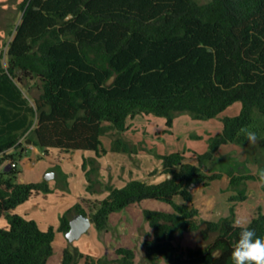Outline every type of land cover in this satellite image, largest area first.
<instances>
[{
    "label": "trees",
    "instance_id": "trees-1",
    "mask_svg": "<svg viewBox=\"0 0 264 264\" xmlns=\"http://www.w3.org/2000/svg\"><path fill=\"white\" fill-rule=\"evenodd\" d=\"M13 1V0H12ZM21 18L6 51L0 52V164L18 162L26 145L44 150L105 152L101 136L115 130L112 151L131 154L122 133L135 114H152L172 127L181 113L210 120L241 103L240 113L223 119L222 131L208 140L198 164L182 153L159 156L158 183L131 180L108 186L93 209L91 222L104 231L109 216L132 205L154 200L170 211L143 209L151 234L144 240L145 260L156 264H232L239 231L248 226L264 237V213L247 225L236 224L234 208L219 220H202L192 205V185L229 178L244 201L242 182L257 180L238 168L213 171L222 145L246 146V131H255L264 150V0H17ZM71 15L70 18L67 17ZM39 91L33 104L27 96ZM27 91V95L25 94ZM87 191L99 192L101 165L84 158ZM18 168L0 170V264H49L57 233H66L80 204L68 209L57 229L39 224L14 210L52 189L47 182L18 183ZM246 185V183H244ZM178 198V201H177ZM190 234L201 244L182 249L178 237ZM118 264H139L135 250H116ZM101 263V261L99 262ZM62 264H78L67 246Z\"/></svg>",
    "mask_w": 264,
    "mask_h": 264
},
{
    "label": "crops",
    "instance_id": "crops-1",
    "mask_svg": "<svg viewBox=\"0 0 264 264\" xmlns=\"http://www.w3.org/2000/svg\"><path fill=\"white\" fill-rule=\"evenodd\" d=\"M11 1L12 0H3L2 1L3 5L0 6V11L1 9L2 10L8 9L9 3H11ZM1 51L2 50L0 49V52ZM187 116L188 115H184V117H176L174 119V123L171 128H168L166 126V119L162 117H159L158 119H156L155 117H151L147 124L137 123L138 125L139 124L142 125L141 127L147 126V129L151 133H156L155 131L156 126L158 129L160 125L162 127L160 134H158L160 137L158 139V143L156 146V147H159V150H157V153H156L157 166L159 167V170H158L159 173H162V170H161L162 161L159 158V156L167 155V154L174 153V152H179L183 154L186 162H189L192 164H198L197 156L200 153L207 151L208 139L212 136V134L220 133L222 131L223 125L222 126L219 125L214 128L215 125L212 124L213 119L195 120L192 117H187ZM197 121H207L208 123L204 127L199 128L197 126V128H199L197 132H193L194 130L184 129V126L185 128H187L186 124H190V127H191L193 126L194 123H197ZM193 127L191 129H193ZM202 134H205L204 139H202L201 137ZM122 137H123V133H122ZM123 138L127 142H129L132 145V147L136 143L135 141H133L131 137L127 135H125V137ZM183 142H185L184 145H183ZM227 146H229V144L222 145L219 150ZM110 148L112 149V140L110 143ZM119 154L120 153L118 152H114V151L112 152V155H114V157L119 156L127 162L123 170L124 177L126 178V181L124 182L125 184L131 180H140L142 182L149 183V182H146V180H144V178L142 177L144 175L148 176L153 170L152 169L153 166L152 168H150L149 160L151 156H148V155L144 156L143 153L140 152L141 160L140 162L137 163L135 160L132 159L130 155L125 154V153H123V155H119ZM103 157L104 156L97 157L94 152H89V151L66 152V151L59 150V149L44 150V149L37 148V147L26 150L23 157L17 162L18 170H19V174H18L19 182L18 180L17 182L18 183H32L31 182L32 180L29 177L26 170H37V163L39 161L40 162L45 161L49 164L47 167L48 169L47 173H49L47 177H49V179L44 180L42 177H40L38 179V182L49 181L47 182V184L52 189V192L41 193L31 198L24 204L18 206L14 210V213L24 216L28 219L35 220L39 224L42 230H47L50 227L57 229L61 215H63L68 209L73 207L75 204H80L82 208L84 209L85 213L89 214L88 209L85 207V203L84 204L81 203L78 200V198H86V200H88V202L90 203L91 207H94L93 204L96 201L98 202L101 201L103 198L102 199L97 198V200L93 201L95 197H98L100 194L98 193L91 194L87 191V185L89 183L87 182L86 171L83 170L82 164H83L84 158L96 159L101 165L99 179L101 180V182H103V178H102V174H103L102 159ZM133 163L135 164L134 170L133 168H131L132 166L131 164ZM163 175L164 177L162 178V180L168 177L165 174ZM54 179H58V181L56 185H51V181H53ZM111 179L114 184L116 180L115 172L112 175ZM219 180L221 181L225 180L223 188L222 189L218 188L220 192L216 190L217 187L214 185V181L216 180L212 181L207 186L192 185L190 187V191L193 196V200L190 205H192L194 208H196L199 211V215H198L199 219L216 221L222 217H226L229 215V209L231 207L229 203V198H230V195L233 194L234 191L232 192L231 190L229 178L227 176H224L222 179H219ZM160 181L151 182V183H158ZM125 184L121 185V187H123ZM116 185L117 184H114L113 187H117ZM107 194H104L103 197L105 198ZM41 201H43V203H41ZM153 202L165 204L159 201L148 200V201H144L143 203L139 205H132V206H141L142 213H143L144 208H148L152 210H161V211L171 210V208L167 210L164 207L162 209L154 208L152 206ZM218 203H221V205H225L226 208L223 214L219 212L216 216V207H217L216 205ZM132 206H129V207H132ZM201 214L204 215V217H202ZM40 221H42L43 224H41ZM150 234H151V229L149 227L148 235ZM105 235L106 233H102L96 230L93 223L91 225V228L79 238V240H81L80 243H75V245L73 243L75 240L70 242L66 238L65 234L57 233L55 241H54V245H53V248H54L53 256L58 255L60 258L59 264H62L63 251L67 246H70L72 249L78 250L80 255L82 256V260L80 262L78 260V264H99L100 261H103L105 258H107L106 254L108 253V249L106 245ZM60 238H65V239L61 243V245L56 246V241L59 240ZM147 238H143V242ZM121 240L122 239H119V238L113 239V241L117 243V246L114 249L115 256H116L114 260L118 259V256L116 255L117 249L124 248V247L134 249L132 245L128 243V241L126 242L125 239L124 241L123 240L121 241ZM142 247L145 252L144 246ZM92 256L95 257V261L91 260L90 257Z\"/></svg>",
    "mask_w": 264,
    "mask_h": 264
},
{
    "label": "rangeland",
    "instance_id": "rangeland-1",
    "mask_svg": "<svg viewBox=\"0 0 264 264\" xmlns=\"http://www.w3.org/2000/svg\"><path fill=\"white\" fill-rule=\"evenodd\" d=\"M3 0H0V6L3 5ZM203 2H206L208 0H201ZM5 4V3H4ZM21 9L18 6L17 0L11 1L9 3L8 9H1L0 11V49L2 51H6L7 44L11 40L12 35L15 31L16 25L19 23L21 18ZM25 94L27 95V91H25ZM39 95V91L36 88H33L31 92L27 95L30 98L31 103L33 104V97H37ZM239 107V108H238ZM241 110V103L236 102L229 108H227L225 111H223L218 117L214 118L212 120V124L217 126L223 125V119L227 117H235L240 113ZM152 114H135L132 117H129L127 120V128L123 132V137L125 135L131 137L133 141H135V145L132 147L131 154L133 160H135L137 163L140 162V152L143 153L144 156L148 155L151 156L150 158V168L153 166L152 172L147 176L144 175L142 178L146 180V182H157L162 180L164 175L162 173H159V167L157 166V150H159V147L157 146L159 135L161 132V125L159 129L156 126V133H151L146 127H141L140 124H147L151 117H155L158 119L159 117L152 115ZM184 115H188L187 117H192L189 113H181L177 117H184ZM258 125L264 129V117H261L258 115ZM137 123H140L139 125ZM159 123V122H158ZM208 122L207 121H197V123H194L193 126L190 127V124H186L188 130H194L193 132H197L200 127H204ZM167 126V124H166ZM197 126L199 128H197ZM168 127V126H167ZM193 127V129H191ZM150 128V127H149ZM171 128V127H168ZM158 132V133H157ZM264 135V131H261ZM115 130L107 129L106 132L101 136L102 139V146L104 149V153L102 154V169H103V182L102 187H98V194H100L98 197H95V200L97 198L102 199L104 198L103 195L108 193V186H114V184H117V187H121V185L125 184L126 178L124 177V168L127 162L123 160L119 156L112 155V149L110 148L111 140L115 134ZM219 134V133H216ZM216 134H212V136H215ZM211 136V137H212ZM202 139L205 138V134L201 135ZM209 140V139H208ZM185 142H183V145ZM166 146V144H165ZM188 146V145H187ZM35 146H33L34 148ZM168 147V146H167ZM32 148V149H33ZM207 150H208V142H207ZM205 153V152H203ZM200 153V154H203ZM199 154V155H200ZM119 155H123L121 152ZM134 157V158H133ZM42 161V159H41ZM44 161V160H43ZM134 161V162H135ZM131 162V161H130ZM135 162V163H136ZM37 163V162H36ZM48 163L47 162H38L37 163V170H26L29 177L31 178L32 183L38 182V179L42 177L44 180H47V176L49 173H47L48 169ZM131 168L134 170V163L131 164ZM209 169L213 171H221L225 172L226 170H229V168H238L240 170V173L242 175H247L248 173H255L259 168H264V150L260 148L259 141L257 140L255 143H249L246 146H241L237 144H229L227 147L221 148L216 153V156L213 161L208 162ZM116 173V180L113 184L112 181V175ZM41 175V176H40ZM18 182L19 179L17 178ZM58 179H54L51 181V185H56ZM49 182V181H46ZM225 183L221 180L214 181V185L217 187V191L220 192V189L223 188ZM246 183V185H244ZM242 186L246 187L247 193H246V199L244 201H231L229 198V203L232 208H234L236 219L241 220L243 223L241 225H247V223L255 217L258 213L263 212L264 213V183H261L257 180H249L242 182ZM215 191V190H214ZM224 192V191H222ZM233 192V191H232ZM235 195V192L230 195ZM78 200L81 203H85V207L88 209L89 217L91 218L93 209L95 205L98 204V201H96L93 205L94 207H91L90 203L86 198H78ZM178 201V198H177ZM228 202V201H227ZM43 203V201H41ZM154 208L162 209L163 207L165 209H169L170 207L165 204H160L153 202L152 203ZM216 216L219 212L223 214L225 211V205H221V203H218L216 205ZM220 213V214H221ZM202 215V214H201ZM209 216V215H208ZM204 217V215H202ZM5 219L0 220V226H5ZM41 224H43L42 221H40ZM107 231V232H106ZM102 233H106L105 239H106V245L108 249L107 258H105L101 263L99 264H118L115 262V252L114 249L117 246V243L113 241L114 238L116 239H124L126 242L134 248L137 256H138V263L139 264H148L145 260V252L143 250V238H147L149 233V226L145 222L143 218L142 213V207L141 206H132L127 209H123L118 212H114L112 215H110L107 223V228L104 231H100ZM65 238H60L56 241V246L61 245V243L64 241ZM121 240V241H122ZM81 240L77 239L73 243H80ZM201 244L200 239H197L195 236L190 234H184L182 236L178 237V246L182 249L187 248H193ZM75 255L79 262L82 260V256L80 255L79 251L74 249ZM88 258V257H87ZM92 261H95V257H90ZM60 258L58 255H55L51 258L49 264H59ZM92 263V262H91ZM156 264H170L167 260L164 258H159Z\"/></svg>",
    "mask_w": 264,
    "mask_h": 264
},
{
    "label": "clouds",
    "instance_id": "clouds-1",
    "mask_svg": "<svg viewBox=\"0 0 264 264\" xmlns=\"http://www.w3.org/2000/svg\"><path fill=\"white\" fill-rule=\"evenodd\" d=\"M246 139L255 143L256 132L247 130ZM256 175L258 181L264 183V168H259ZM242 223L241 220L236 221L237 226ZM231 261L232 264H264V237L257 236L256 231L251 227H242L231 252Z\"/></svg>",
    "mask_w": 264,
    "mask_h": 264
},
{
    "label": "water",
    "instance_id": "water-1",
    "mask_svg": "<svg viewBox=\"0 0 264 264\" xmlns=\"http://www.w3.org/2000/svg\"><path fill=\"white\" fill-rule=\"evenodd\" d=\"M70 17L71 15H69L67 19ZM46 179H49V177H47ZM91 225L92 222L89 217V214L77 215L76 217L72 218L70 221V229L66 233V238L70 242L79 239L84 233H86L91 228Z\"/></svg>",
    "mask_w": 264,
    "mask_h": 264
},
{
    "label": "built area",
    "instance_id": "built-area-1",
    "mask_svg": "<svg viewBox=\"0 0 264 264\" xmlns=\"http://www.w3.org/2000/svg\"><path fill=\"white\" fill-rule=\"evenodd\" d=\"M32 145H26V150L32 149ZM18 168V164L13 162L12 160H6L2 164H0V170L4 168Z\"/></svg>",
    "mask_w": 264,
    "mask_h": 264
},
{
    "label": "flooded vegetation",
    "instance_id": "flooded-vegetation-1",
    "mask_svg": "<svg viewBox=\"0 0 264 264\" xmlns=\"http://www.w3.org/2000/svg\"><path fill=\"white\" fill-rule=\"evenodd\" d=\"M82 214V213H81ZM77 215H80V214H77ZM77 215H75L74 217H76ZM85 215V214H84Z\"/></svg>",
    "mask_w": 264,
    "mask_h": 264
}]
</instances>
